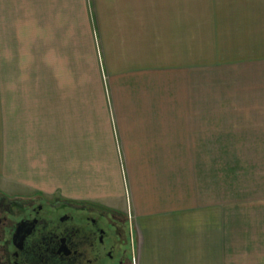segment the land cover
Wrapping results in <instances>:
<instances>
[{
	"label": "crops",
	"instance_id": "crops-1",
	"mask_svg": "<svg viewBox=\"0 0 264 264\" xmlns=\"http://www.w3.org/2000/svg\"><path fill=\"white\" fill-rule=\"evenodd\" d=\"M235 3L0 0L4 46L34 29L36 56L0 76L27 79L0 88V176L122 213L133 264H264L243 151L264 145V0Z\"/></svg>",
	"mask_w": 264,
	"mask_h": 264
},
{
	"label": "flooded vegetation",
	"instance_id": "flooded-vegetation-1",
	"mask_svg": "<svg viewBox=\"0 0 264 264\" xmlns=\"http://www.w3.org/2000/svg\"><path fill=\"white\" fill-rule=\"evenodd\" d=\"M127 218L101 204L0 193V264H133Z\"/></svg>",
	"mask_w": 264,
	"mask_h": 264
},
{
	"label": "rangeland",
	"instance_id": "rangeland-1",
	"mask_svg": "<svg viewBox=\"0 0 264 264\" xmlns=\"http://www.w3.org/2000/svg\"><path fill=\"white\" fill-rule=\"evenodd\" d=\"M209 0H188V7L189 10L195 8V6H204V7H199V8H204L205 10V6L206 3ZM220 2V6L219 8L223 7H227L228 5L231 7H234L235 5H237L238 3H235L236 0H218ZM191 12H189V20ZM195 19V16H191ZM204 28L207 29L208 27V23L205 18L206 15L204 16ZM20 32V34H19ZM18 32V36H17V31L14 30H9L8 32L6 31V44L7 46H4V35L2 32H0V76H3L5 74L10 75V74H15V73H11V72H19L20 70L23 69V67L25 69L28 68V64L26 63V60L28 59V61L33 60L32 65L35 64V60H36V56L35 54H32L30 51L29 46L26 45L25 41H21L20 37L23 34V37H27L29 35V37H33L35 35V30L34 29H30V31H28L26 34L25 30H19ZM17 39L16 43L17 46L14 45V37ZM21 42L24 43V45H21ZM28 47V52L26 49V46ZM207 50H209V52H207ZM211 49L205 48V54L210 53ZM21 53L23 54L22 58H23V67L20 64V55ZM13 60V61H11ZM18 60V61H16ZM22 67V68H21ZM29 69V68H28ZM18 74V73H17ZM23 82H21L20 84V79L19 78H0V88L5 87L8 85V87H19V85H23L24 87L27 86L25 85V82L27 81L26 78L22 79ZM222 82V81H221ZM211 89L207 88V91L204 93L205 95V100L209 101L206 93L211 94L210 93ZM1 93H3V89L0 90ZM257 94H253V96H255ZM252 96V102L256 101V97ZM2 124H0L1 126ZM0 153H1V149L3 146V138H2V126L0 127ZM232 148V147H231ZM234 149H238V146H234ZM244 149V150H243ZM243 151L244 154L246 155V157L248 156L251 160V162H255L257 163L256 168L254 171H251V179H250V187L253 188V191L250 192L248 194V197H250L251 199L255 200L253 202L252 205V212L253 214H258L259 217H262L264 215V145L261 144V148L258 147L255 143H247L246 146L243 147ZM253 177H256L255 180H252ZM19 191L21 192V190L18 189V184L9 182L8 180H6L5 178H3L2 176H0V193L3 194H15V193H19ZM246 197V195L244 196ZM262 215V216H261ZM260 218H258L259 220ZM128 220V219H127ZM129 222V220H128ZM130 224V222H129ZM131 226V224H130ZM264 227V225H262ZM261 226V227H262ZM259 233H254L253 232V237L254 238H259L262 239L263 235L261 234V230L259 229ZM264 240L260 241V244L264 243Z\"/></svg>",
	"mask_w": 264,
	"mask_h": 264
}]
</instances>
